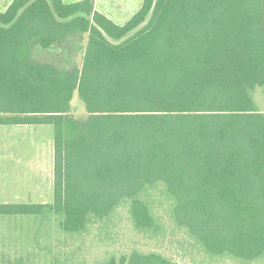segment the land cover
Returning a JSON list of instances; mask_svg holds the SVG:
<instances>
[{"label":"trees","instance_id":"16d2710c","mask_svg":"<svg viewBox=\"0 0 264 264\" xmlns=\"http://www.w3.org/2000/svg\"><path fill=\"white\" fill-rule=\"evenodd\" d=\"M257 90L264 100V0H142L122 25L94 0H12L0 125L52 127L53 200L0 216L37 217L52 264H180L114 249L126 225L187 264H264Z\"/></svg>","mask_w":264,"mask_h":264},{"label":"rangeland","instance_id":"374dc122","mask_svg":"<svg viewBox=\"0 0 264 264\" xmlns=\"http://www.w3.org/2000/svg\"><path fill=\"white\" fill-rule=\"evenodd\" d=\"M76 0H64L73 2ZM95 9L116 24H124L140 7L142 0H94ZM39 60H44L42 57ZM49 60H53L49 57ZM79 60L73 64L78 66ZM264 112V100L254 94ZM72 115L84 118L77 93L72 100ZM53 200V132L49 125H0V204H47ZM39 225L33 216H0V264H52V256L36 249L34 234ZM132 247L141 251H158L180 264H187L174 254L169 243L141 240L126 225L116 250ZM103 257L105 248L93 249ZM108 250H111L108 248ZM223 264H232L226 262Z\"/></svg>","mask_w":264,"mask_h":264},{"label":"crops","instance_id":"0c3cea01","mask_svg":"<svg viewBox=\"0 0 264 264\" xmlns=\"http://www.w3.org/2000/svg\"><path fill=\"white\" fill-rule=\"evenodd\" d=\"M64 1V0H63ZM77 1V0H76ZM12 2V0H0V11H3L7 8V6ZM75 2V1H73ZM71 3V2H68Z\"/></svg>","mask_w":264,"mask_h":264}]
</instances>
